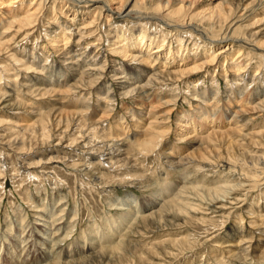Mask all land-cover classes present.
<instances>
[{
	"label": "rangeland",
	"instance_id": "374dc122",
	"mask_svg": "<svg viewBox=\"0 0 264 264\" xmlns=\"http://www.w3.org/2000/svg\"><path fill=\"white\" fill-rule=\"evenodd\" d=\"M9 1L0 264H264V0H124L136 11L112 21L104 0ZM142 32L150 48L132 51Z\"/></svg>",
	"mask_w": 264,
	"mask_h": 264
},
{
	"label": "bare ground",
	"instance_id": "6f19581e",
	"mask_svg": "<svg viewBox=\"0 0 264 264\" xmlns=\"http://www.w3.org/2000/svg\"><path fill=\"white\" fill-rule=\"evenodd\" d=\"M15 3V1L14 0H10L9 2H10V4H12L13 2ZM74 1V0H73ZM75 1H77L78 3H80V2H86V3H88V2H90V1H93V0H75ZM124 0H121V2L120 1H116V0H104L103 1V3L105 4V6L107 7V12H109L110 13V15H108L109 16V18H111V21L114 19V15H117V17H121L122 15V12L123 11H126V10H128V8H129V3H125V4H123L124 2H123ZM13 3V4H14ZM183 3H185V2H183ZM227 2L226 1H224V2H222V5L218 8V9H216V10H213V11H210L211 13L209 14L210 16L208 17V18H206L208 21H211L210 23H214L215 21L214 20H217L214 24H216V23H219V24H222V23H224L227 19H228V17H227V14L226 13H228V10H225L224 9V7H226L227 8V4H226ZM9 4V5H10ZM115 4H121V5H119V6H114ZM169 4V3H168ZM112 5V6H111ZM152 5V4H151ZM149 6V7H153V10H154V12L150 15V17L152 18V19H154V18H156L157 16H159L160 15V13H159V15H158V12L157 11H160V10H162L163 11V7H162V5L161 4H154V5H152V6ZM232 5H233V3H232ZM79 7V6H78ZM165 8V7H164ZM173 8V7H172ZM183 8H184V4H183V6H181L180 8H178L177 10L174 8V11L172 12V11H169V12H172V15L174 14V15H176L177 13L179 14V13H181L182 12V10H183ZM80 9H82L81 7H79V10ZM87 10V9H86ZM129 12H127V16L130 14V13H133V12H135L134 10H128ZM231 11V10H230ZM168 12V11H167ZM137 13V12H136ZM139 13V12H138ZM163 13V12H162ZM205 13H209V12H201V13H199V14H205ZM177 14V15H178ZM142 15V14H141ZM145 15V14H144ZM168 15H169V13H168ZM35 16V14H33L32 15V17H34ZM130 16V15H129ZM197 17H200V16H198V15H196ZM194 17V16H193ZM147 19V18H146ZM264 20V19H263ZM262 20V21H263ZM151 21V20H150ZM20 22H21V24L24 26V25H29V24H31V23H29V22H27V20H25L24 18H22V19H20ZM143 22H145V20H143ZM148 22V21H147ZM181 23H187V22H181ZM180 23V24H181ZM189 24H192V23H189ZM188 24V25H189ZM182 25H184V24H182ZM187 24H185L184 26H186ZM21 26V25H20ZM22 27V26H21ZM30 28V27H29ZM186 28V27H185ZM224 32V31H223ZM65 35V34H64ZM227 36V37H226ZM115 38H120V36H114ZM229 37H231V36H228V35H224V38L223 39H218L217 40V38L216 39H214V41H222V40H227V39H229ZM61 38V39H60ZM222 38V37H221ZM58 39H60V40H58ZM70 38H66V37H64L63 35H61V36H58V37H56V40H54V42L55 41H57V43L58 42H66L67 41V43H68V40H69ZM236 38H234L233 36H232V38H230L229 39V41H232V42H235V41H237V40H235ZM137 40H139L140 41V44H135L134 46H133V50L132 51H135L134 49H139V47H141V48H144V46H146V47H149L150 48V46H151V42L149 43L148 42V40H146V34H145V32H142V34H140V35H137ZM67 43H63V44H61V46L63 45V48H65L66 47V45H67ZM66 44V45H65ZM126 44H129V43H127L126 42V39L123 41V45H121V47H122V50H123V52H124V55L125 56H129L130 57V55L128 54L129 53V51L128 50H125V46H126ZM131 45V44H130ZM133 45V44H132ZM160 46H162V45H160ZM214 47V46H213ZM213 47H211V48H213ZM131 48V47H130ZM137 49V50H138ZM3 50H4V48H2V46L0 45V54H1V52H3ZM162 49H159V48H157V51L155 50L154 51V53H160V51H161ZM182 50V49H181ZM131 51V50H130ZM179 51V50H178ZM169 53H172V50H169ZM153 54V53H152ZM219 55V53L218 54H216L215 55V58H217V56ZM140 57V56H139ZM157 58H159V57H157ZM178 66V65H177ZM183 66H184V64L183 65H181V66H179V68H178V70L176 71V72H181L182 74H184V71H182V69H183ZM237 68H240L241 69V67H237ZM30 69V68H29ZM173 71V70H172ZM170 72V71H169ZM90 82H92V81H90ZM50 83V82H49ZM52 83V82H51ZM56 83H59V81H56ZM38 85L39 86H37L36 84L33 86V87H39V89L38 90H40V87H42L43 86V83L42 82H38ZM143 87H144V85L143 86H140L138 89H134L135 91L136 90H138V91H142V89H143ZM134 90H131V91H127V93H130V92H132L133 93V91ZM10 97H13V95H5V96H2V98L3 99H5V100H8V101H14V99L13 98H10ZM215 98V97H214ZM15 103H18V105H20V102H17V101H15ZM15 103H11V104H8L9 106H11V109L13 110V109H16V105H15ZM264 104V103H263ZM73 113V112H72ZM204 113V115H206V116H203L204 118L202 119V121H199V118H200V116H199V118H196L195 116H194V118H191V123H192V127H189V124H186V127H188V129L190 130L191 128H193V127H195V125H200L199 127H201L202 126V124H203V122H206V123H208V122H211L209 119H211V115H209L207 112H203ZM203 113H201V114H199V115H203ZM48 116H50V114H47V116L46 117H48ZM45 117V118H46ZM75 117V116H74ZM198 117V116H197ZM214 117V116H213ZM215 118V119H214ZM213 118V120H212V122H214L215 123V121H216V118L217 117H214ZM188 123V122H187ZM41 126H43V121H42V123H41ZM196 128V127H195ZM204 128V127H203ZM206 128V127H205ZM44 129V128H43ZM187 129V132L189 131ZM200 130V129H199ZM193 131H195V130H193L192 129V132ZM207 137L208 136H211V132L209 133V134H207L206 135ZM22 139H23V142L25 143V139H26V137L25 136H23L22 137ZM16 141V140H15ZM22 141V140H21ZM59 141H62V137H60V139H59ZM150 142V141H149ZM148 142V143H149ZM210 142V141H209ZM19 143V142H18ZM23 144V143H22ZM24 146L26 145V144H23ZM239 146H238V144L236 145V144H234V143H232V142H230V143H228L227 144V148L228 149H226V150H228V151H230V154L232 155V151H235V149H237ZM240 148V147H239ZM238 148V149H239ZM23 149H25V148H23ZM232 157V156H231ZM202 158H204V156L202 157ZM261 158V157H260ZM260 158H258L259 160H260ZM228 159H231V158H228ZM257 159V160H258ZM262 160H264V159H262ZM191 174L190 173H188L187 175H184L183 176V178H184V180L185 181H187L188 180V177L190 176ZM174 184V183H173ZM185 185V184H184ZM193 185V184H192ZM192 187V186H191ZM195 187H197V186H195ZM222 187V186H221ZM185 189H186V187H184ZM168 189V188H167ZM166 188H163V189H161L159 192H157V194L158 195H160L161 197H162V193L165 191V190H167ZM188 189H190V188H188ZM193 189V191L194 190H197V188H192ZM192 189H191V192H192ZM227 190H228V187H222L221 189H220V191H225V192H227ZM182 191V190H181ZM216 192H218V193H220V191L219 190H215ZM203 192V191H202ZM212 192V191H211ZM189 193V192H188ZM194 194V193H193ZM212 195H214V193L212 194ZM167 196V195H166ZM153 198L154 199H156V198H158L157 196H156V194H155V196H153ZM183 198V197H182ZM120 199V201H122V203H126V204H129L130 206H131V208H130V211H127V212H125V213H123L122 214V218H124V219H130V218H132L137 212H139V207H138V204H140V203H138V200L136 199V197L133 199V201H136L137 203H136V205L134 204V202H132L133 204H130L131 202H130V197H128V196H126L123 200L121 199V198H119ZM162 200H164V199H161V201ZM179 201V200H178ZM174 204V200H172V199H169L168 201H165V203L163 202V205L161 206V208L163 207V206H167V205H173ZM182 205V204H181ZM169 207V206H168ZM148 208L146 207H142V210H147ZM156 212H158V211H156ZM155 212V213H156ZM44 220H46V219H44ZM106 220H108V219H106ZM118 220V219H117ZM120 220V219H119ZM118 220V221H119ZM49 221V220H48ZM122 221V220H121ZM46 222V221H45ZM105 222V221H104ZM115 222V221H114ZM123 224H120L119 223V225L118 226H122ZM45 226H47V225H45ZM52 226V225H51ZM41 227H44V225H42ZM40 227V228H41ZM118 230V229H117ZM111 237V236H110ZM114 237V236H113ZM62 253V252H61ZM55 254V253H54ZM58 255V254H57ZM55 256H56V254H55Z\"/></svg>",
	"mask_w": 264,
	"mask_h": 264
}]
</instances>
